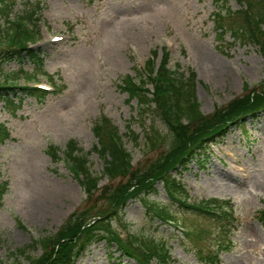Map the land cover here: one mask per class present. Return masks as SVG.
I'll list each match as a JSON object with an SVG mask.
<instances>
[{
    "label": "rangeland",
    "instance_id": "374dc122",
    "mask_svg": "<svg viewBox=\"0 0 264 264\" xmlns=\"http://www.w3.org/2000/svg\"><path fill=\"white\" fill-rule=\"evenodd\" d=\"M8 1L9 17L15 16L10 23L27 19L21 26L28 28V36L20 34V40L40 47L42 65L36 67L26 56L12 58L0 65V81H7L5 72L23 77L38 69L45 73L30 80L19 78L16 84L50 90L52 84L54 90L42 98L19 88L9 97L0 96V123L10 131L0 142V181L7 183L0 201V264H29V259L38 258L42 253L38 240L52 235L74 209L94 200L99 211L106 208L110 200L99 198V192L107 178L102 177L98 190L86 198L75 165L63 152L70 140L75 141L78 153L87 155L90 171L99 175L103 161L94 150L98 140L93 125L101 116L116 126L134 167L143 168L162 154L164 142L156 149L145 144L137 100L129 99L121 85L127 74L136 80L145 75V60L157 65L163 46L184 75L195 72V96L205 114L236 96L249 95L264 76V54L256 43L236 41L229 32L222 38L216 34L213 0ZM228 4L239 6L236 0ZM7 18L0 15L5 31L10 26ZM5 31L0 33V48L7 44ZM145 87L151 92L152 81ZM150 119L146 123L165 131L162 119ZM128 126L139 134L136 142L128 135ZM52 147H57L56 156ZM208 147L203 163L193 156L185 167L169 171L167 179H179L183 187L167 183L181 190L188 204L214 202L221 216L213 211L215 206H209V213L182 204L167 194V183L156 179V191L148 199L164 205L175 224L156 217L146 199L134 195L114 215L109 206L110 224L123 240L132 236L166 246L170 264H264V225L257 218L264 207V111L230 123ZM176 224L201 234L194 236L197 243ZM149 245L152 251V242ZM209 249L215 258L212 254L207 258ZM121 251L101 239L80 248L71 262L139 264ZM159 259V254L153 256L150 264H161Z\"/></svg>",
    "mask_w": 264,
    "mask_h": 264
},
{
    "label": "trees",
    "instance_id": "16d2710c",
    "mask_svg": "<svg viewBox=\"0 0 264 264\" xmlns=\"http://www.w3.org/2000/svg\"><path fill=\"white\" fill-rule=\"evenodd\" d=\"M213 1L215 3V9L212 11L213 27L216 34L222 38L229 32L236 41L254 42L264 54L262 28L264 0H236L239 6L233 8L228 4V0ZM0 5L2 6L0 11H6L10 3L8 0H0ZM29 13L32 11L30 10ZM9 25V28L4 30L6 33L4 39L7 44L6 47L0 48V65L12 58L26 56L36 67H41V49L28 47L26 40H20V34L28 36L26 31L28 28L22 27L19 23L16 25L9 23ZM194 80L195 72L192 70L188 75H184L180 69L168 66L166 51L156 67L149 66L148 62L145 75L140 74L138 80L128 74L125 76L121 87L127 91L129 99L137 100L138 118L142 120L145 144L149 149H156L164 142L162 154L149 161L143 168L134 167L132 154L121 143L116 126L109 118L101 116L93 125V132L98 140L94 150L103 161V168L97 175L90 171L87 155L79 154L75 141L70 140L63 152L83 176L79 180L86 191V198H90L98 190V182L105 176L109 182L102 187L99 198H108L110 201L101 211H99L101 207L95 200L85 207L71 211L52 235L43 236L38 240L42 246V253L38 258L29 259V264H73L71 259L78 254L80 248L101 239H104L107 244L115 243L122 250V254L134 257L139 264H150L149 259L156 254H159L160 263H165L164 254H167V247L163 244L144 238L142 243L149 251H143L132 240H123L116 234L107 216L109 206L111 209L114 208L111 212V215H114L115 210L126 198L132 195L146 196L156 191L154 186L156 179L165 184L170 180L174 183V178L167 179L170 176L169 171L177 165L185 167L193 156L203 163L207 158L205 148L225 130L223 126L230 119L235 118V123H239L249 113L264 111V76L256 87L252 88L249 95L236 96L226 104L214 107L209 114L200 111L199 102L195 96ZM149 81L153 83L151 92L145 87ZM17 88L36 97L44 96V92L37 88L26 86ZM14 89H16L14 84L0 83V96L9 97L11 93H15ZM243 89L245 92L249 89L246 82ZM5 102L8 106L12 103L10 100ZM13 106L15 104L12 103L10 107ZM154 116L164 121L165 131L159 130L152 122L146 123L147 119ZM127 129L130 138L136 142L139 134L130 126ZM8 135L7 127L0 123V142ZM52 148L55 149L56 156L57 147ZM116 178H122V180L112 187L110 183ZM6 189V181H0V201ZM257 218L264 225V207L258 211ZM197 229L203 231L202 228ZM197 234L191 231L187 237L197 243L194 239ZM200 235L198 234L197 237ZM151 242L152 251L149 245ZM33 243L36 244V242ZM158 248H162V252L158 253ZM210 254L212 252L209 249L206 253L207 258ZM210 257L215 258V254Z\"/></svg>",
    "mask_w": 264,
    "mask_h": 264
}]
</instances>
